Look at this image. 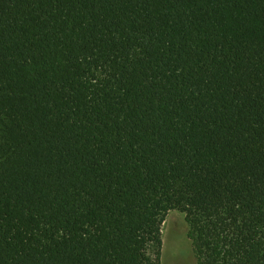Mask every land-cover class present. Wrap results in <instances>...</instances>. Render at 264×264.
<instances>
[{"label":"trees","instance_id":"obj_1","mask_svg":"<svg viewBox=\"0 0 264 264\" xmlns=\"http://www.w3.org/2000/svg\"><path fill=\"white\" fill-rule=\"evenodd\" d=\"M264 264V0H0V264Z\"/></svg>","mask_w":264,"mask_h":264},{"label":"rangeland","instance_id":"obj_2","mask_svg":"<svg viewBox=\"0 0 264 264\" xmlns=\"http://www.w3.org/2000/svg\"><path fill=\"white\" fill-rule=\"evenodd\" d=\"M185 214L171 211L162 226L161 264H196Z\"/></svg>","mask_w":264,"mask_h":264}]
</instances>
